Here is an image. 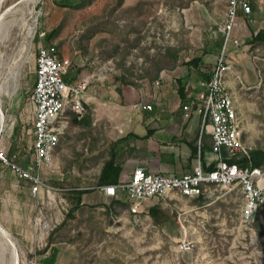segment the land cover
Wrapping results in <instances>:
<instances>
[{"label":"rangeland","instance_id":"1","mask_svg":"<svg viewBox=\"0 0 264 264\" xmlns=\"http://www.w3.org/2000/svg\"><path fill=\"white\" fill-rule=\"evenodd\" d=\"M62 1L70 6L83 0ZM225 10L224 0H89L79 8L53 0H0V150L44 185L33 194L30 181L0 162V225L17 249L15 264H45L51 249L57 251L53 264H264V207L259 224L244 228L238 189H218L203 203L175 194L148 200L145 208L160 204L171 217L158 226L144 214L133 218L120 194V204L110 211L114 199L93 194L109 156L95 127L70 123L52 172L36 170L30 150L29 95L40 45H53L69 61V70L91 77L102 101L124 103L139 96L140 88L160 84L175 99L182 80L190 86L206 82L223 55L231 66L225 79L238 107L242 139L253 150L264 149V45L245 49L240 41L238 47L227 44L224 52L217 29ZM195 58L199 65L188 67ZM72 189L89 192L74 219L57 229L71 208L66 195ZM49 236L50 246L36 254ZM183 241L186 247L180 249ZM11 263L10 244L0 237V264Z\"/></svg>","mask_w":264,"mask_h":264},{"label":"built area","instance_id":"2","mask_svg":"<svg viewBox=\"0 0 264 264\" xmlns=\"http://www.w3.org/2000/svg\"><path fill=\"white\" fill-rule=\"evenodd\" d=\"M226 10L218 25L217 32L224 38L223 51L227 44L238 45L232 33L236 27L238 12L251 13L246 0H224ZM44 36V33L39 35ZM70 69L69 61L60 58L53 45H40L35 57V82L29 95L33 117L32 162L36 170L44 168L52 172L54 155L61 138L72 122H80L87 115L86 93L91 84V77H79L74 83H66L64 76ZM231 66L221 55L209 73V79L201 82L202 91L196 99L182 106L184 112H195L200 117L201 133L211 138V157L208 165L214 169L204 171L200 163V141L198 162L193 171L181 176L145 172L135 168L128 181L116 185L98 187L106 198H113L121 193L127 204V212L133 217L145 214L148 200H164L175 194L188 199L201 196L210 198L218 189H238L242 197L239 213L240 223L252 230L256 215L264 206V169L239 167L229 164L232 158L243 156L249 160L253 148L242 139V123L233 92L226 82V73ZM135 110H151V106L138 102ZM0 162L11 167L20 179L31 182L33 194L44 185L38 175H32L8 162L6 154L0 150ZM147 216V215H146ZM186 247L183 241L180 249Z\"/></svg>","mask_w":264,"mask_h":264},{"label":"crops","instance_id":"3","mask_svg":"<svg viewBox=\"0 0 264 264\" xmlns=\"http://www.w3.org/2000/svg\"><path fill=\"white\" fill-rule=\"evenodd\" d=\"M246 1L251 7V13L245 15L241 11L238 12L232 37L238 44L240 41L244 43L243 48L249 49L251 46L249 40L258 30H264V0ZM239 31L244 37L242 40L238 36ZM69 71V74L64 76L66 79L64 81L68 84L74 83L82 76ZM182 81L186 93L184 101L180 99L177 90V97L169 98L165 84H160L159 87H145L142 91L140 88L141 94L127 103L113 99L102 101L99 98L100 93L96 92L95 95L93 91L94 83L92 86L90 84L86 93L89 120L80 126L87 129L95 127V131L103 137V144L106 145L109 154L105 162L112 155L114 166L120 171L116 184L128 181L135 168H142L145 172L153 174L175 176L192 172L198 162V155L195 157L193 150L199 146V141L203 143L204 152L203 157L199 158L200 163L207 167L212 156L210 137L206 133H201L200 117L195 112L187 113L182 110L183 105L196 99L200 94L201 82L190 86ZM34 82L35 75L32 88ZM138 102L151 106V110L133 109V105ZM18 131V127L12 130V138L16 139ZM93 194L104 196L98 186Z\"/></svg>","mask_w":264,"mask_h":264},{"label":"trees","instance_id":"4","mask_svg":"<svg viewBox=\"0 0 264 264\" xmlns=\"http://www.w3.org/2000/svg\"><path fill=\"white\" fill-rule=\"evenodd\" d=\"M53 1L57 6H60V7L79 8V7L83 6L89 0H83V1H80V2L73 4V5H70V6L67 5L65 1H62V0H53ZM249 43L251 44L250 48H252V49L257 48L260 45H264V30H262V29L258 30V32L251 38V40H249ZM174 60H175V57H174ZM199 63H200V59L195 58V59H192V60L186 62V65L188 67L189 66L197 67L199 65ZM208 79H209V77L205 76V80L207 81ZM177 92L179 93L180 99L182 101H184L185 95H186V93L184 91V86L181 85L178 88ZM88 120H89V116H87V115L80 122H76V120L74 118H72V122H75L78 125H82V124L84 125L86 122H88ZM210 140H211V138H210ZM199 152H200V159H201L203 157V153H204L202 142H200ZM193 155L195 157L198 155V146H196L194 148ZM228 163L229 164L236 163L239 165V167H242V168L247 167L250 164V166L253 168L264 169V149H255V150L251 151L249 160L243 156H239V157L230 159L228 161ZM202 167H203L204 171L208 172V171H211L214 169V164H210V166H207V167L202 165ZM119 173H120V171L114 166L113 156L111 155L110 158L104 163V165L102 167V170H101L99 178H98L97 186L101 187V186H105V185L116 184L118 182ZM88 192H89L88 190H81V189H72V190L68 191V193L66 195V199L71 203V208L65 214V218L63 219L62 223L58 226L57 229H60L61 227L66 225V223L69 220L74 219L75 212L78 209H80L82 206V197L85 194H87ZM119 194L122 195L121 193H117L113 197L114 200L112 201L111 206L108 207L107 211H110L111 207H114L115 205L120 204V202H119L120 199L118 198ZM195 200L198 203H203V202H205L206 198L201 196L199 198H196ZM263 207L264 206L259 208L257 215H256V220H255L254 225H258L260 222V215L262 213L261 209ZM126 208H128L127 202H126ZM145 214L151 218L152 222L155 225H158V226L165 225V223L169 222L171 219L169 212L166 211L165 209H163L160 204H155V205L152 204L150 206H147V208H145ZM51 242H52V237L49 236L45 248H43L42 250L36 251L35 253L36 254H43L46 251V249L48 248V246H50ZM262 247H263V252H264V240H262ZM56 254H57V251L55 249H51L49 256L43 260V263L53 264L55 261V258H56Z\"/></svg>","mask_w":264,"mask_h":264},{"label":"bare ground","instance_id":"5","mask_svg":"<svg viewBox=\"0 0 264 264\" xmlns=\"http://www.w3.org/2000/svg\"><path fill=\"white\" fill-rule=\"evenodd\" d=\"M30 1H33V0H30ZM1 19L2 17H0V23H1ZM3 122H4V116L2 114L1 107H0V130L3 126ZM0 237L2 238V240H5L10 244V249H11V254H12L11 264H15V251H13L12 249L14 243L11 241L10 235L3 229V233L0 230Z\"/></svg>","mask_w":264,"mask_h":264},{"label":"water","instance_id":"6","mask_svg":"<svg viewBox=\"0 0 264 264\" xmlns=\"http://www.w3.org/2000/svg\"><path fill=\"white\" fill-rule=\"evenodd\" d=\"M0 230H1V232L3 233V228H2V226L0 225ZM13 249H14V251H15V255H16V253H17V249H16V247H15V245L13 244Z\"/></svg>","mask_w":264,"mask_h":264}]
</instances>
